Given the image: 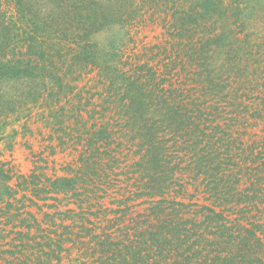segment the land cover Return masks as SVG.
Masks as SVG:
<instances>
[{"label": "trees", "instance_id": "trees-1", "mask_svg": "<svg viewBox=\"0 0 264 264\" xmlns=\"http://www.w3.org/2000/svg\"><path fill=\"white\" fill-rule=\"evenodd\" d=\"M10 1L0 119L74 154L0 163V264H264V0ZM154 25L128 61L96 41Z\"/></svg>", "mask_w": 264, "mask_h": 264}, {"label": "rangeland", "instance_id": "rangeland-1", "mask_svg": "<svg viewBox=\"0 0 264 264\" xmlns=\"http://www.w3.org/2000/svg\"><path fill=\"white\" fill-rule=\"evenodd\" d=\"M3 4L9 10L13 8V1L3 0ZM248 26L246 31H254V28ZM125 32L118 30L116 33L97 36L96 41L101 45L108 48H119V54L113 56L115 62L128 61L129 58L137 57L139 53L143 52L144 44L154 43L159 39L158 36L162 29L156 25L149 26L141 33L132 32L130 37L126 36ZM254 32L262 35L260 32ZM79 83L92 87L96 81L88 80V77H85ZM30 116L27 119L18 116V114L1 117L0 163L6 161L15 163L18 169L27 174L33 171H43L49 176L66 174L67 171L62 168L66 165V161L73 157V151L70 148L66 149L67 145L63 148L57 145V139L52 137L54 136L53 124L46 121L48 118L46 114H42L39 109L32 107ZM36 166L39 167L36 169ZM31 209L36 211V208ZM63 264H69V262L65 260Z\"/></svg>", "mask_w": 264, "mask_h": 264}]
</instances>
